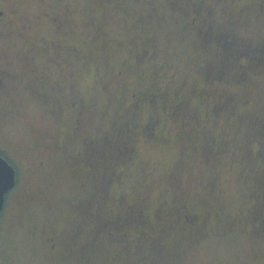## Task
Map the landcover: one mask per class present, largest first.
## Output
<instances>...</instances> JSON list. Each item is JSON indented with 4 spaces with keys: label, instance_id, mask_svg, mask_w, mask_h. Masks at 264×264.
<instances>
[{
    "label": "rangeland",
    "instance_id": "obj_1",
    "mask_svg": "<svg viewBox=\"0 0 264 264\" xmlns=\"http://www.w3.org/2000/svg\"><path fill=\"white\" fill-rule=\"evenodd\" d=\"M208 9L211 29L246 51L225 59L191 26ZM2 11L18 16L0 22V64L12 61L0 151L17 187L0 264H264V0H0ZM183 205L202 230L166 236Z\"/></svg>",
    "mask_w": 264,
    "mask_h": 264
},
{
    "label": "trees",
    "instance_id": "obj_2",
    "mask_svg": "<svg viewBox=\"0 0 264 264\" xmlns=\"http://www.w3.org/2000/svg\"><path fill=\"white\" fill-rule=\"evenodd\" d=\"M199 11V10H198ZM212 12L210 9L202 11V12H198V15L194 16L192 21H191V26L197 30L200 31L202 33H206L207 32V38L206 40L209 42H213L217 45H219L221 47V45L223 46V48L227 49V51H229V53L226 54V51H222V54L224 55V58L227 59L229 57H232L234 55V53L237 50L240 51H246L247 47L246 46H241L240 44H238L237 41H235V38L225 32V31H219V32H215L214 30L211 29V26L208 25L209 24V17L212 16ZM150 51L145 50L144 54L148 53ZM234 52V53H233ZM145 93V92H141ZM153 95H156L155 93L152 92ZM143 96H145L144 94H142ZM155 96H153L154 98ZM161 98H163V96L161 95ZM146 99V98H145ZM147 100V99H146ZM152 102V99L150 98L149 100ZM155 104V103H153ZM182 106V103H178V105L172 109L171 113L173 115H175V112L178 110L179 107ZM146 131L148 132L149 128H151L150 126L146 125L145 126ZM264 134V131H263ZM117 148L119 150V152L122 154H126L129 152V145L128 142L125 140H120L118 142V144H114L112 145V149ZM127 156V155H125ZM121 157V156H120ZM101 159V157H100ZM102 161V159H101ZM264 198V194L261 195V200ZM259 212L257 213V219H259L260 221L264 222V207H259ZM172 219V220H171ZM168 222V226L165 227L164 232L166 236H170L171 234L174 233V231H178V232H183L184 230H192L191 234L195 233L196 235L200 233V231L202 230L200 223L198 222L199 218L196 212L192 211L188 206H182L180 209H178V211H176V213L174 214V217L171 218ZM140 223L138 226V229L144 227L145 223L144 219L140 218ZM108 223L109 220H107ZM148 225V224H147ZM171 233V234H170ZM176 233V232H175ZM124 235V234H121ZM168 249V248H167ZM166 246L164 245H159L156 247V251L155 254L156 255H161L163 257L164 252L167 251Z\"/></svg>",
    "mask_w": 264,
    "mask_h": 264
},
{
    "label": "water",
    "instance_id": "obj_3",
    "mask_svg": "<svg viewBox=\"0 0 264 264\" xmlns=\"http://www.w3.org/2000/svg\"><path fill=\"white\" fill-rule=\"evenodd\" d=\"M16 178L15 166L0 155V214L5 206L6 195L16 186Z\"/></svg>",
    "mask_w": 264,
    "mask_h": 264
},
{
    "label": "flooded vegetation",
    "instance_id": "obj_4",
    "mask_svg": "<svg viewBox=\"0 0 264 264\" xmlns=\"http://www.w3.org/2000/svg\"><path fill=\"white\" fill-rule=\"evenodd\" d=\"M14 15V12H12V16ZM0 16L1 17H4V12L2 11V12H0ZM12 16H10V17H7V18H5V19H3V18H1L0 17V22H5V27L6 28H8V26L12 23ZM15 19L16 18H18V16L17 15H14L13 16ZM7 20H9V21H7ZM54 21H56V19H54ZM7 23V24H6ZM9 23V24H8ZM21 61H25L24 59H21ZM12 61H7V64L6 65H2L1 66V64H0V91H2V90H4V88L6 89L7 88V86H8V83H9V80H10V75H11V73H10V69L8 68V66L7 65H12V63H11ZM17 62H19V61H17ZM13 79V78H12ZM73 106L75 107V105L73 104ZM82 114V113H81ZM78 124H82V118H81V116H80V114H79V118L77 119V122H76V125H78ZM0 155H2L3 157H5L10 163H11V161L3 154V153H1V151H0ZM12 164V163H11ZM13 165V164H12ZM16 168V167H15ZM16 171H17V169H16ZM16 181H17V178H16ZM16 187H17V182H16V186H15V188L14 189H16ZM14 189H12L7 195H6V201H5V206H4V209H3V211L1 212V214H0V219H1V216H2V214L4 213V210L6 209V207H7V205H8V201H9V199H10V197H11V194L13 193V191H14ZM54 240V239H53ZM55 248V244L53 243V249Z\"/></svg>",
    "mask_w": 264,
    "mask_h": 264
}]
</instances>
